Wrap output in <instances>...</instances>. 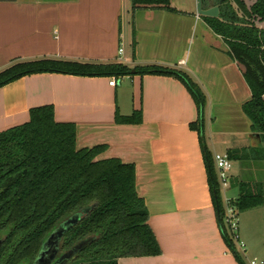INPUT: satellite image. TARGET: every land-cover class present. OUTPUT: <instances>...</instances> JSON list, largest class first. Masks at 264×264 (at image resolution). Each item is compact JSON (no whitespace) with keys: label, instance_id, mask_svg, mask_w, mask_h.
<instances>
[{"label":"crops","instance_id":"1","mask_svg":"<svg viewBox=\"0 0 264 264\" xmlns=\"http://www.w3.org/2000/svg\"><path fill=\"white\" fill-rule=\"evenodd\" d=\"M170 2L177 12L133 10L132 0L0 1V69L40 59L177 67L207 94L213 155L259 147L243 109L252 93L242 68L198 14L197 0ZM203 7L215 6L203 0ZM111 80L57 72L21 77L0 88V133L29 122L31 110L53 106L57 122L76 125L79 149L106 145L99 160L135 165L137 192L162 253L119 264H240L219 227L200 136L191 128L199 111L187 88L162 75L125 76L116 86ZM136 111L142 123L116 122L117 114ZM244 163L222 189L224 208L227 199H238L241 182L264 184V163ZM239 237L245 262L264 264V204L239 214Z\"/></svg>","mask_w":264,"mask_h":264},{"label":"trees","instance_id":"2","mask_svg":"<svg viewBox=\"0 0 264 264\" xmlns=\"http://www.w3.org/2000/svg\"><path fill=\"white\" fill-rule=\"evenodd\" d=\"M210 3L219 7L220 15L204 19L243 70L252 93L243 109L252 133L261 138L257 148L234 149L227 154L231 161L264 162V0L252 6L246 0ZM132 5L133 10L162 8L177 12L170 0H132ZM45 72L113 78L162 75L182 82L199 111V120L191 128L200 136L219 227L239 263L247 264L224 220L222 187L206 142L207 94L190 73L156 64L132 68L121 62L40 59L0 71V88L21 77ZM142 117L141 111L130 116L117 114L116 122L140 124ZM107 148L79 149L76 125L57 122L53 106L31 110L29 122L0 133V264H32L51 234L75 216L80 219L64 233L60 250L66 253L83 247L68 264H119L121 258L161 255L149 225V210L137 192L135 165L119 159L99 160ZM239 187L235 205L240 213L264 204L263 183L241 182Z\"/></svg>","mask_w":264,"mask_h":264},{"label":"water","instance_id":"3","mask_svg":"<svg viewBox=\"0 0 264 264\" xmlns=\"http://www.w3.org/2000/svg\"><path fill=\"white\" fill-rule=\"evenodd\" d=\"M197 3V10L199 15L204 17H219V7H213L206 10L203 7V0H197ZM258 138L261 139L260 135H258ZM79 219L80 216H75L60 225V227L55 230L44 243L40 254L33 264H68L83 246L80 245L75 249L66 252L61 258L58 259V255L60 253V243L64 233L73 225H75L79 221Z\"/></svg>","mask_w":264,"mask_h":264},{"label":"built area","instance_id":"4","mask_svg":"<svg viewBox=\"0 0 264 264\" xmlns=\"http://www.w3.org/2000/svg\"><path fill=\"white\" fill-rule=\"evenodd\" d=\"M120 56H123L124 49L121 48L119 50ZM183 65V63H181ZM1 71V69H0ZM122 78H113L111 80L110 85L116 86L118 82H120ZM214 161L216 165V169L218 170L219 174V181L221 184L222 189H227L230 186V180H231V172L233 170L232 161L229 158L227 153H216L214 155ZM225 213H224V220L229 228V230L232 233V237L234 241L238 245L239 251L245 253V244L240 240L239 237V210L235 205V200L233 199H227L225 204ZM249 264H263L257 259H253L249 262Z\"/></svg>","mask_w":264,"mask_h":264},{"label":"rangeland","instance_id":"5","mask_svg":"<svg viewBox=\"0 0 264 264\" xmlns=\"http://www.w3.org/2000/svg\"><path fill=\"white\" fill-rule=\"evenodd\" d=\"M208 144V143H207ZM244 162H249V161H239V160H234V161H232V165H233V173H239L240 172V169H241V167H243V165L245 164ZM251 162H254V164L255 163H260V162H255V161H251ZM264 162H262V164H263ZM231 196L233 195V194H230ZM230 231V230H229ZM230 233V236H232V233H231V231L229 232Z\"/></svg>","mask_w":264,"mask_h":264},{"label":"flooded vegetation","instance_id":"6","mask_svg":"<svg viewBox=\"0 0 264 264\" xmlns=\"http://www.w3.org/2000/svg\"><path fill=\"white\" fill-rule=\"evenodd\" d=\"M1 243H2V241L0 240V246H1ZM63 254H65V253H62V251L60 250V253H59V255H58V259L61 258V257L63 256ZM33 263H34V262H33ZM33 263H32V264H33Z\"/></svg>","mask_w":264,"mask_h":264}]
</instances>
